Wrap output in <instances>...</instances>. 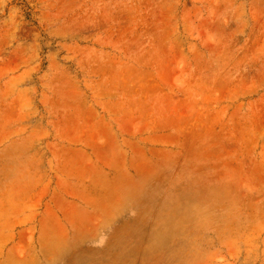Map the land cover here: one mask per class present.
<instances>
[{
  "label": "rangeland",
  "instance_id": "1",
  "mask_svg": "<svg viewBox=\"0 0 264 264\" xmlns=\"http://www.w3.org/2000/svg\"><path fill=\"white\" fill-rule=\"evenodd\" d=\"M0 264H264V0H0Z\"/></svg>",
  "mask_w": 264,
  "mask_h": 264
},
{
  "label": "crops",
  "instance_id": "2",
  "mask_svg": "<svg viewBox=\"0 0 264 264\" xmlns=\"http://www.w3.org/2000/svg\"><path fill=\"white\" fill-rule=\"evenodd\" d=\"M55 212H56V210H55Z\"/></svg>",
  "mask_w": 264,
  "mask_h": 264
}]
</instances>
